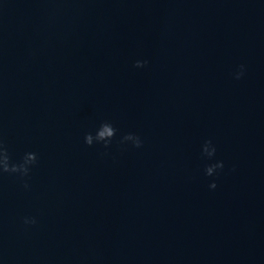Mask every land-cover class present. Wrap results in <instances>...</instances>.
<instances>
[{
    "label": "water",
    "instance_id": "water-1",
    "mask_svg": "<svg viewBox=\"0 0 264 264\" xmlns=\"http://www.w3.org/2000/svg\"><path fill=\"white\" fill-rule=\"evenodd\" d=\"M0 138L2 264H264V0H0Z\"/></svg>",
    "mask_w": 264,
    "mask_h": 264
},
{
    "label": "clouds",
    "instance_id": "clouds-1",
    "mask_svg": "<svg viewBox=\"0 0 264 264\" xmlns=\"http://www.w3.org/2000/svg\"><path fill=\"white\" fill-rule=\"evenodd\" d=\"M146 58H136L133 63L136 67H142L147 63ZM245 65L239 64L233 71L234 79H240L245 73ZM117 128L110 120H102L93 131L84 133L83 141L87 145L94 143H102L105 147L112 143L113 138L117 135ZM119 142L125 146L139 148L143 144V139L139 133L134 131H124L119 136ZM200 152L203 157L213 158L216 155L217 147L211 139H205L200 145ZM38 161V154L36 151H25L19 160H13L10 156L9 149L5 141L0 138V174L11 173L15 174L20 180L22 187L28 189L30 187L29 179L32 168ZM225 168V162L222 159H210L204 165L203 174L206 177H213L208 183L211 189L216 188L217 177L221 170ZM24 225H33L37 223L35 216H24L22 218ZM2 264V262H0Z\"/></svg>",
    "mask_w": 264,
    "mask_h": 264
}]
</instances>
